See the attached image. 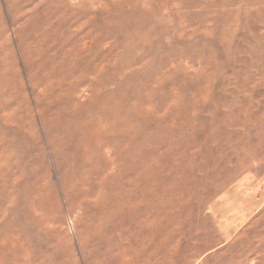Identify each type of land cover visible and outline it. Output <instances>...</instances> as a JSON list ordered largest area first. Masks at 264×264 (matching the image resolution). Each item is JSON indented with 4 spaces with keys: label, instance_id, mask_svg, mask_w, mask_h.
<instances>
[{
    "label": "rangeland",
    "instance_id": "1",
    "mask_svg": "<svg viewBox=\"0 0 264 264\" xmlns=\"http://www.w3.org/2000/svg\"><path fill=\"white\" fill-rule=\"evenodd\" d=\"M106 1L0 0V264H264V0ZM89 15L110 59L42 92L39 26Z\"/></svg>",
    "mask_w": 264,
    "mask_h": 264
},
{
    "label": "bare ground",
    "instance_id": "2",
    "mask_svg": "<svg viewBox=\"0 0 264 264\" xmlns=\"http://www.w3.org/2000/svg\"><path fill=\"white\" fill-rule=\"evenodd\" d=\"M91 1V0H90ZM95 1V0H94ZM106 0H104V2L103 3H106L105 2ZM206 1V0H205ZM120 2V1H119ZM211 2V1H210ZM92 3V2H91ZM120 3H122V2H120ZM94 3H92V5H93ZM106 4H108V3H106ZM115 4V3H114ZM118 5V4H117ZM120 5V4H119ZM95 6V5H94ZM109 6H110V4H109ZM121 6V5H120ZM107 7V6H106ZM112 7V6H111ZM122 7V6H121ZM120 7V8H121ZM65 9L67 8V7H64ZM64 9V10H65ZM69 9V8H68ZM106 9H109V8H106ZM106 9H104V11L106 10ZM64 10H63V12H64ZM60 11V10H59ZM102 11H103V9H102ZM62 12V13H63ZM68 12H69V10H68ZM109 12L111 13V10L109 9ZM52 13V12H51ZM58 12L56 11V13L55 14H57ZM60 13V12H59ZM70 13V12H69ZM38 14V13H37ZM45 14V13H44ZM49 14V13H48ZM54 14V13H53ZM66 14V13H65ZM92 14V13H91ZM90 14V15H91ZM94 14V13H93ZM108 14V13H107ZM50 15V14H49ZM52 15V14H51ZM90 15H89V23H88V20H87V18L85 19V21L84 22H80V23H77L75 26H71L70 28L68 27V30H67V32L65 33V30H64V32H62V33H64L63 35H64V37H63V39H61L60 40V38H62L60 35H61V33H59L60 35H58L56 32H55V29L56 28H58V27H61L59 24H58V27L56 26L57 25V21L55 22V26L56 27H52V24L51 25H49L48 24V26H46V27H44V28H42L41 29V27L39 26V28L41 29H39L38 31H40L39 32V34H38V36H39V38H40V42L46 47V49L44 50V49H42V48H40V44L39 45H36V47L34 46V48H36L35 49V52H33V54L35 53L37 56H41V57H43V64L45 65L46 64V68H49V70H48V73H46L45 74V76L43 77V78H41V77H38V79H37V82L39 83V84H42V86H43V88H42V92H44V93H47V94H51V95H58L60 92H63L64 91V89H65V87L67 86L68 87V90H69V93L71 94V95H73L74 96V94H76L78 91H77V88L75 87V86H71V85H69V81H68V78H67V75L65 76V74H56V67L54 66V65H52V63H53V57H54V53H53V51L55 52L56 50H54V49H59V46L61 45V46H68L67 48L69 49V51L71 52V54L69 55L70 57V59L71 60H73L74 62H80V63H82L83 61H88V62H97L98 60H100V61H105V63H107L106 62V60L108 61L109 59H110V56L109 55H106V54H104L106 51H107V49H110L111 48V44H113L115 41H113V43H111V41L107 38V37H104V35H103V37H101V34H100V32H96V33H94L98 28L95 26L96 24H94L93 26H92V28H87L86 27V24H90ZM109 16H110V14H108ZM107 15V16H108ZM41 16V15H40ZM46 16H47V14H46ZM92 16H94V15H92ZM92 16H91V18H92ZM106 16V17H107ZM128 16V15H127ZM126 16V17H127ZM131 16V15H130ZM201 16V15H200ZM59 17V16H58ZM57 17V18H58ZM60 17H61V15H60ZM123 17H125V16H123ZM129 17V16H128ZM37 18H39V17H37ZM53 18V17H52ZM51 18V19H52ZM65 18H67L68 19V17H65ZM82 18V17H81ZM121 17H119V19H120ZM49 19V18H48ZM50 19V20H51ZM54 19H55V17H54ZM60 19V18H59ZM59 19H56V20H59ZM127 19V18H126ZM95 20V19H94ZM107 21L108 20H110V19H106ZM105 20V21H106ZM121 20V19H120ZM47 21H49V20H47L46 19V21L44 22V23H46ZM66 21H68V20H65V23H66ZM83 21V20H82ZM92 21V20H91ZM106 21V22H107ZM114 21V20H113ZM112 21V22H113ZM115 21H117V19L115 20ZM114 21V22H115ZM119 21V20H118ZM123 21V20H122ZM129 21H131V20H129ZM51 22V21H50ZM86 22V23H85ZM93 22V21H92ZM123 22H126L125 20L123 21ZM123 22H120V23H122V24H124ZM141 22V21H140ZM35 23V22H34ZM42 23H43V21H42ZM49 23V22H48ZM54 23V22H53ZM63 23V22H62ZM119 23V22H118ZM136 23V22H135ZM107 24H108V22H107ZM112 24V23H111ZM111 24H109V25H111ZM139 24V21H138V23H137V25ZM104 25H106V24H104ZM121 25V24H120ZM96 27V30L94 31V30H92V29H94L93 27ZM107 26V25H106ZM64 27V26H63ZM66 28H67V25L65 26ZM91 27V26H90ZM105 27V26H104ZM110 27V26H109ZM125 27V26H124ZM134 27V26H133ZM143 27V26H142ZM62 29H64V28H62ZM107 29V28H106ZM109 29V28H108ZM120 29H121V27H120ZM124 29V28H123ZM122 30V29H121ZM120 30V31H121ZM126 30V29H125ZM57 31V30H56ZM60 31V30H59ZM62 31V30H61ZM94 31V32H93ZM99 31V30H98ZM105 30H103V32H104ZM141 31V30H140ZM182 31V30H181ZM33 32H36L35 30L33 31ZM58 32V31H57ZM106 32V31H105ZM177 32H180V31H177ZM108 33V32H107ZM118 33H121V32H118ZM124 33V32H123ZM105 34V33H104ZM182 34H184V32L182 33ZM182 34H181V38H182ZM186 34V33H185ZM109 36H110V34H108ZM187 35V34H186ZM58 36H60L59 38H58ZM108 36V37H109ZM36 37H37V35H36ZM151 37V36H150ZM188 37H189V35H188ZM117 38V37H116ZM33 39V38H32ZM35 40L37 39V38H34ZM62 40H63V42H62ZM114 40H115V37H114ZM123 42V41H122ZM37 43H38V41H37ZM36 43V44H37ZM124 43V42H123ZM60 46V47H61ZM99 46H101V48H105L106 49V51L104 52V53H102L100 56H96V54L95 53H90V51H92V49L94 50V48H96V47H99ZM120 47L122 46V45H119ZM114 47V46H113ZM112 47V48H113ZM116 47V46H115ZM114 47V48H115ZM33 48V49H34ZM62 48V47H61ZM63 48H65V47H63ZM116 48H119V47H116ZM125 48H126V46H125ZM102 49V50H103ZM63 50H65V49H63ZM100 50V49H99ZM101 50V51H102ZM113 50V49H112ZM96 51H97V49H96ZM59 52V51H58ZM61 52V51H60ZM114 51H112L111 53H113ZM115 53L117 54V52L115 51ZM114 54V53H113ZM112 55V54H111ZM117 55H119V54H117ZM65 56H67V55H65ZM115 56V55H114ZM114 56H113V58H114ZM40 57V58H41ZM67 58H68V56H67ZM67 58H65V59H67ZM62 59V58H61ZM55 60H56V62H57V58H55ZM60 60V58L58 59V61ZM67 60H69V59H67ZM60 61H62V60H60ZM72 61V62H73ZM116 61H117V59H116ZM115 61V62H116ZM68 62V61H67ZM70 62V61H69ZM71 62V63H72ZM112 62V61H111ZM65 63V62H64ZM62 64V63H61ZM73 64V63H72ZM72 64L71 65H68V66H72ZM75 64V66H76V63H74ZM83 64H86V63H82V65ZM92 63H90V65H91ZM95 64V63H94ZM93 64V65H94ZM121 64V63H120ZM50 65H51V68H50ZM80 65V64H79ZM87 65V64H86ZM96 65H97V63H96ZM100 65V64H99ZM108 65H109V63H108ZM107 65V66H108ZM64 66V65H63ZM67 66V65H66ZM89 66V65H88ZM101 66L103 67V65L101 64ZM100 66V67H101ZM78 68H79V66H77ZM76 67V68H77ZM81 67V66H80ZM88 68L87 66H84V68ZM94 67V66H93ZM92 67V68H93ZM96 67H98V66H96ZM67 68V67H66ZM69 68V67H68ZM75 68V69H76ZM81 69H83L82 67H81ZM97 69V68H96ZM103 69V68H102ZM86 70V69H85ZM105 69H103V71H104ZM79 71V70H78ZM98 71V70H97ZM99 71H102V70H99ZM69 72V71H68ZM67 72V73H68ZM72 72H73V69H72ZM86 72V71H85ZM90 72H91V70H90ZM93 72H94V69H93ZM105 72V71H104ZM2 73V72H1ZM75 73H76V70H75ZM87 73V72H86ZM85 73V74H86ZM99 73V72H98ZM103 73V72H102ZM102 73H100V75L102 74ZM82 74V73H81ZM83 74H84V72H83ZM89 74V73H88ZM91 75H92V73H91ZM102 75H104V74H102ZM106 75V74H105ZM77 75H75V77H76ZM98 76V75H97ZM1 77H2V75H1ZM1 77H0V79H1ZM92 78H93V75L91 76ZM98 77H100V76H98ZM97 77V78H98ZM103 77V76H102ZM77 78H78V76H77ZM88 78V77H87ZM101 78V77H100ZM70 79V78H69ZM74 79H76V78H74ZM79 79V78H78ZM94 79V78H93ZM36 80V79H35ZM72 80V79H71ZM77 80V79H76ZM82 80V79H81ZM85 80H87V79H85ZM84 80V81H85ZM92 80V79H91ZM2 81V80H1ZM88 81V80H87ZM106 81V80H105ZM108 81V80H107ZM107 81H106V83H107ZM3 82V81H2ZM82 82V81H81ZM81 82H79V83H81ZM86 82V81H85ZM96 82H98L99 83V80H96ZM109 82V81H108ZM78 83V84H79ZM94 81H91V82H88L87 83V86L85 85V87L83 86V88H82V91H81V93H85L87 90H91L92 92L94 91ZM77 84V85H78ZM82 84H84V83H82ZM3 85V84H2ZM94 85V86H93ZM79 86V85H78ZM100 86V85H99ZM98 86V87H99ZM105 86V85H104ZM100 88H102L103 89V87H101L100 86ZM104 90V89H103ZM96 93L98 92V90L97 91H95ZM95 92H93V94L95 93ZM66 94H68L67 92H65ZM65 93H63V94H65ZM87 93H89V92H87ZM96 93H95V95H96ZM101 93V92H100ZM99 93V94H100ZM103 93V92H102ZM101 93V94H102ZM107 93V92H106ZM105 93V94H106ZM79 94V93H78ZM100 94V95H101ZM109 94V93H108ZM91 95V94H90ZM70 96V95H69ZM68 96V97H69ZM76 96V95H75ZM81 96V95H80ZM98 97V96H97ZM102 97V96H101ZM104 97V96H103ZM106 97V96H105ZM96 98V97H95ZM92 99H94L93 97H92ZM91 99V100H92ZM87 100V99H86ZM89 100H90V97H89ZM97 100V99H96ZM103 101V100H102ZM108 101V100H107ZM93 102V101H92ZM110 103V102H109ZM119 103V102H118ZM96 104V103H95ZM93 106V105H92ZM105 106H107V105H105ZM116 106H117V103H116ZM111 107V106H110ZM119 107V106H118ZM121 107H122V105H121ZM86 108V107H85ZM103 108V107H102ZM109 108V107H108ZM108 108H106V109H108ZM110 109V108H109ZM123 109V108H122ZM103 110L105 111V109L103 108ZM108 111V110H107ZM106 111V112H107ZM113 111V110H112ZM111 111V112H112ZM122 111V110H121ZM125 111V109H123V112ZM109 112V111H108ZM111 112H109V116H108V114L107 113H105L104 112V115H106V117L104 118L105 120H99V122H98V126H102V127H104V126H106L107 125V127H109V129H110V125L114 122V116H113V114L111 113ZM56 114V113H55ZM60 114V113H59ZM103 114V113H102ZM125 114H126V111H125ZM73 115V114H72ZM127 115V114H126ZM108 116V117H107ZM119 116H121V114L119 115ZM95 117V116H94ZM93 117V118H94ZM122 117V116H121ZM68 119V122L69 123H66L65 125H63V133H64V138H62V139H64L65 141H66V139H72V137H73V129L77 126L76 125V121H72V118H70V116L69 117H67ZM123 118V117H122ZM124 119H125V117H124ZM118 121H120V120H118ZM125 121V120H124ZM118 124L120 123L121 125H122V121L121 122H117ZM92 123H90V125H91ZM125 124L126 123H124V126H125ZM94 125V124H93ZM113 125V124H112ZM115 125V124H114ZM117 126V129L118 128H120V126L118 127V125H116ZM115 126V127H116ZM79 127H81V125L79 126ZM91 127H92V125H91ZM94 127H97V126H95L94 125ZM88 128V127H87ZM98 128V127H97ZM77 129V128H76ZM85 128H83V130H84ZM90 129V128H89ZM94 129V128H93ZM92 129V130H93ZM115 129V128H114ZM121 129V128H120ZM119 129V130H120ZM124 130V129H123ZM60 131V130H59ZM73 131V132H72ZM87 131H88V134H90L89 133V130L87 129ZM95 131V130H94ZM110 131V130H109ZM108 131V132H109ZM111 131H113V130H111ZM79 132V131H78ZM85 132V131H84ZM84 132H82V134L84 133ZM90 132H92V131H90ZM97 132V131H96ZM102 133H104L103 131H101ZM118 134H119V132L118 131H116ZM115 132V133H116ZM124 132H125V130H124ZM124 132H121V133H124ZM136 131H134L133 133L134 134H136L135 133ZM61 133L62 132H60L59 134L61 135ZM99 134H95L94 136H96V139H98V138H100V136L99 135H102V134H100V132H98ZM113 133H114V131H113ZM112 133V134H113ZM132 133V134H133ZM74 134H76V135H78L77 133H75L74 132ZM88 134H84V135H88ZM91 134H93V133H91ZM140 134V133H139ZM104 135V134H103ZM102 135V136H103ZM115 135H117V134H115ZM123 136L124 135H126L125 133L124 134H122ZM122 135H120V137L122 136ZM127 135L129 136V133H127ZM80 136H82V135H80ZM91 135H89V137H90ZM93 136V135H92ZM99 136V137H98ZM105 136V135H104ZM109 136H111V138L114 136H112V135H109ZM118 136V135H117ZM133 136V135H132ZM136 136H137V134H136ZM135 136V137H136ZM62 137V136H61ZM61 137H60V139H61ZM88 137V138H89ZM107 137H108V135H107ZM130 137H131V134H130ZM81 138V137H80ZM85 137H82V139H84ZM88 138H85V139H88ZM113 138H117V137H113ZM122 138H124V137H121L120 139L119 138H117L119 141L120 140H122ZM133 138V137H132ZM143 138V137H142ZM85 139H84V141H85ZM90 139V138H89ZM88 139V140H89ZM94 139V138H93ZM101 139V138H100ZM102 139H105V138H102ZM101 139V140H102ZM146 139V138H145ZM80 140V139H79ZM78 140V141H79ZM92 140V139H91ZM90 140V141H91ZM99 140V139H98ZM106 140H107V138H106ZM135 140H136V138H135ZM70 141V140H69ZM73 141H75V139L73 140ZM96 141V140H95ZM100 141V140H99ZM63 142V141H62ZM77 142V141H76ZM89 142V141H88ZM92 142V141H91ZM94 142V141H93ZM105 142V141H104ZM104 142H102V144L104 143ZM110 142V141H109ZM70 143V142H69ZM81 143V142H80ZM83 143V142H82ZM100 143H101V141H100ZM108 143V142H107ZM106 143V144H107ZM115 143V142H114ZM113 143V144H114ZM121 143V142H120ZM70 144H73V143H70ZM89 144H91V143H89ZM94 145L95 144H97V143H93ZM101 144V145H102ZM116 144V143H115ZM114 144V145H115ZM131 144H133V142L131 143ZM113 145V146H114ZM120 145V144H119ZM142 144L140 143V146H141ZM97 146V145H96ZM103 146V145H102ZM101 146V147H102ZM116 146H118V144L116 145ZM136 145H134V146H132V147H135ZM101 147H100V149H101ZM137 147V146H136ZM135 147V148H136ZM112 148H114V147H112ZM118 148H119V146H118ZM117 148V149H118ZM91 149V148H90ZM97 149H99V147L97 148ZM99 149V150H100ZM101 151V150H100ZM128 151H129V149H128ZM92 152H94L93 150H92ZM102 153V152H101ZM127 154V153H126ZM134 154V153H133ZM91 155V154H90ZM131 155V154H130ZM140 155V154H139ZM138 155V156H139ZM137 156V157H138ZM137 157H136V159H137ZM85 158V157H84ZM90 158H92V157H90ZM138 158H140V157H138ZM112 159V158H111ZM111 159H110V161L109 162H112L111 161ZM141 160V159H140ZM105 162L103 163V166H104V164L106 163V160H104ZM109 162L107 161V163L109 164ZM135 162V161H134ZM133 162V163H134ZM131 163V162H130ZM133 163H131V165H133ZM139 163V162H138ZM136 164V163H135ZM109 165H111V163L109 164ZM105 166H107V165H105ZM134 166V165H133ZM150 166H152V165H150ZM145 169H146V167H145ZM145 169H143L144 171H145V173L147 172ZM148 169V168H147ZM87 171V170H86ZM149 172V171H148ZM87 173V172H86ZM102 173V172H101ZM147 174V173H146ZM149 174V173H148ZM147 174V175H148ZM153 174V173H152ZM141 177H144V176H141ZM124 178V177H123ZM150 178V177H149ZM154 178V177H153ZM155 179H156V177H155ZM101 180V179H100ZM143 180V179H142ZM118 181V180H117ZM154 181V180H153ZM98 182V181H97ZM108 182V181H107ZM110 183V182H109ZM130 183V182H129ZM138 183V182H137ZM140 183H142V182H140ZM143 183H144V181H143ZM139 185V184H138ZM98 186V185H97ZM102 186V185H101ZM112 186V185H111ZM140 186V185H139ZM99 189V188H98ZM111 190V189H110ZM138 190H140V189H138ZM141 193V192H140ZM151 195V194H150ZM103 196V195H102ZM101 196V197H102ZM101 197L99 198V199H101ZM105 197V196H104ZM136 197V196H135ZM144 197V196H143ZM103 198V197H102ZM101 201V200H100ZM11 240V239H10ZM153 257V256H152ZM151 263V262H150Z\"/></svg>",
    "mask_w": 264,
    "mask_h": 264
}]
</instances>
